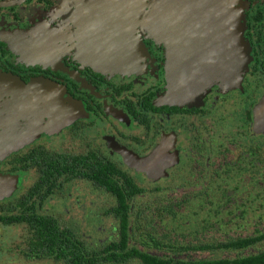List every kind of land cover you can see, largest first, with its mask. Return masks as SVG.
Here are the masks:
<instances>
[{
	"label": "flooded vegetation",
	"instance_id": "af4514ba",
	"mask_svg": "<svg viewBox=\"0 0 264 264\" xmlns=\"http://www.w3.org/2000/svg\"><path fill=\"white\" fill-rule=\"evenodd\" d=\"M158 1L0 0V141L23 142L0 160V264H68L30 248L36 216L51 218L67 237L79 239L60 219L76 222L91 212L97 218L94 208L104 199L117 232L107 245L117 242L120 217L112 208L120 207L121 214L125 206H187V196L221 186L229 164L238 163L243 153L248 157L249 137L264 135L257 109L264 96L263 1L244 0L251 60L243 75L229 85L214 79L206 86L223 58L219 29L197 22L198 9L178 8L179 14L189 13L185 32L177 30L173 39L152 35L148 22ZM203 34L214 35L209 55L201 46ZM191 38L197 43L192 49ZM200 68L205 70L194 88L170 93V75L174 79ZM179 213L186 211L179 208ZM262 219L257 209L234 221L246 226L241 237H247L262 228ZM158 228L170 234L163 243L173 244L170 238L181 227L166 220ZM177 233L183 237L172 249L149 250H181L194 237L189 230ZM203 233L196 238L213 246L228 237L219 231L207 243ZM134 242L129 238L126 245ZM263 243L236 249L242 250L237 254L257 253ZM81 250L86 252L84 244ZM132 261L139 264L135 259L95 264Z\"/></svg>",
	"mask_w": 264,
	"mask_h": 264
},
{
	"label": "trees",
	"instance_id": "16d2710c",
	"mask_svg": "<svg viewBox=\"0 0 264 264\" xmlns=\"http://www.w3.org/2000/svg\"><path fill=\"white\" fill-rule=\"evenodd\" d=\"M255 138L254 136L249 137V143L245 145L248 157L245 158V153H243L244 158L238 163L229 164L225 170L223 182L220 184L222 187H212L201 190L199 194L187 196V206H183L179 202L175 205L162 206H125L121 214L120 207L112 208L120 217L119 240L104 247L103 252L101 251L99 254H88L85 250H81L83 244L78 238L67 237L66 232L59 230L51 218L39 215L36 216V232L29 238L28 244L38 256L63 258L68 264H95L98 261L118 263L129 259H135L139 261V264H264L262 248L257 253L249 252L246 255L241 253L233 258H186L190 255L189 252L210 251L213 253L218 250L211 249L217 247L230 249L228 251H242L236 249L245 248L264 240V223L254 236L241 237V234L238 233L233 237V234L229 233L230 230L246 229V226L239 225L240 222L234 220L249 210L259 209L264 215V135L258 139ZM101 183L110 189L112 186L116 187L114 182L101 180ZM244 185L250 187L244 188ZM132 193H135V190ZM196 199L199 205H191ZM181 202L183 203V201ZM179 208L186 211L183 216L179 213ZM13 219L14 217L9 218V220ZM224 219H226L225 222ZM142 220H145V223ZM166 220L173 223L176 221V225L181 227L177 232L182 230L188 232L189 230L194 237L189 240L190 242L180 246L181 250H149L153 249L152 247L172 249L176 239L182 240L183 236L178 238L179 233L175 232L176 238L174 240L170 238L169 241L173 244L163 243L165 239L169 240L170 234L163 233L158 226ZM198 231H209L213 234H218L220 231L227 234L228 237L225 242L218 243L217 246L201 244L202 242L196 238ZM129 238L135 239L132 246L126 245ZM137 241H140L143 248H139ZM163 251L167 253H157Z\"/></svg>",
	"mask_w": 264,
	"mask_h": 264
},
{
	"label": "rangeland",
	"instance_id": "374dc122",
	"mask_svg": "<svg viewBox=\"0 0 264 264\" xmlns=\"http://www.w3.org/2000/svg\"><path fill=\"white\" fill-rule=\"evenodd\" d=\"M199 1L197 2L199 3ZM262 1L264 3V0ZM208 4L209 5L206 9L210 11L211 14H214L216 20L220 21L221 24H224V31H221L222 39L220 40V43L218 45V54L223 55V58L215 65L217 66L216 69L209 75V79L205 81L206 84L204 83L205 85H203L206 86L208 82H211L214 79L227 80V85H229L231 80H233L234 78H240V76L243 75L248 62L251 60V51L250 48H247V45L245 44L246 39L244 38V32L246 28L245 12L247 10L248 3L244 0H210ZM203 85L199 86V88H203ZM55 123L57 124L59 122L55 121ZM21 143L23 142L13 140H5L2 142L0 141V160L1 158L6 156L9 150L18 147ZM235 152L236 150H233L230 156L233 157L235 155ZM0 190L3 191V189ZM179 192L180 190L177 191V193ZM139 199L143 201L144 199H146V196H141L139 197ZM144 202H148L147 199ZM106 203L107 202L104 199L100 206L94 208V210L99 215L97 218H94L93 213L91 212L89 214L90 219H87L89 217H84L83 219L81 218L79 220H74L76 222L69 221L67 219L64 220L63 218H66L65 216L60 219L62 224L73 228L74 231L79 234V239L83 242L87 253L99 251L112 240L116 239L115 236L117 232L112 229V226L115 223L110 220L108 214L106 213L110 208V205H107ZM85 208L87 209L88 207ZM98 222L100 223V229H97ZM83 223H85V225H83V227H79V225H82ZM262 226L263 223H261V227ZM245 230L246 229H240V231L230 230L229 233L233 234V237H235L238 233L241 234L245 232ZM1 231L2 230H0V233ZM218 235L219 234L217 233L213 234L208 231L201 235V239L204 242L212 243L215 241L214 236ZM190 238L191 234H188L187 239ZM11 240L15 241L16 238H11ZM1 244L2 243L0 240V245ZM18 245L19 241L10 243L7 248L13 249ZM157 253L161 254V252ZM188 254L190 255L186 256V258H233L235 255H237V251L218 250L213 253L210 251H202L195 253L189 252ZM135 263L136 261H132V264Z\"/></svg>",
	"mask_w": 264,
	"mask_h": 264
},
{
	"label": "water",
	"instance_id": "95a60500",
	"mask_svg": "<svg viewBox=\"0 0 264 264\" xmlns=\"http://www.w3.org/2000/svg\"><path fill=\"white\" fill-rule=\"evenodd\" d=\"M197 1L199 0H159L158 3L156 4L158 8L155 12V15L153 16L152 20L148 22L149 30L151 34L161 35L162 37H169L170 39H173L174 32H176L177 30H180L182 33H184L185 32L184 23L186 22L185 18H188L189 13L179 14L176 11L178 8H184L185 10L189 11V8L191 7V8H196L199 10L193 13V16H196L197 18V22L207 23L208 25L209 24L215 25L216 29L218 28L220 31V37H222L221 31H224V24H221L220 21L216 20L214 14H211L210 11L206 9L209 5L208 3L210 0L209 1L200 0L199 3ZM175 24H181V25L177 26ZM212 35L213 34L211 35L203 34L202 38L197 37V38L204 40L205 44L201 46L206 47L207 51L210 48L209 39H212V37L214 38V35L213 36ZM197 38L196 40L199 42ZM192 40H195V39L191 38V45L188 46V48H191V49L193 47L195 48L197 44V43H193ZM245 44L247 45V48H250L247 39H246ZM171 55L173 57V52H171ZM207 55H209V51L207 52ZM207 61L209 62V60H206L205 63H208ZM185 63L186 62H184V64ZM171 65H172V62H171ZM190 66L192 68L193 62H191ZM204 70L205 69L200 68L197 73H194L193 69L189 73H184L183 71H181L179 75L176 74L174 79L171 78L172 76L170 75L169 76L170 93L174 94V93H179V92H185L187 90H191L192 88H194L200 82V78H202ZM201 71L203 72L202 74H200ZM257 109H260V112H261L260 118L262 121L261 126H264V96L261 98L260 103L257 106Z\"/></svg>",
	"mask_w": 264,
	"mask_h": 264
}]
</instances>
